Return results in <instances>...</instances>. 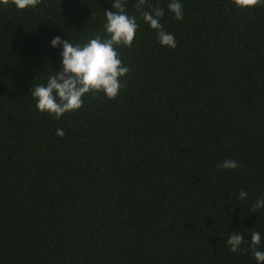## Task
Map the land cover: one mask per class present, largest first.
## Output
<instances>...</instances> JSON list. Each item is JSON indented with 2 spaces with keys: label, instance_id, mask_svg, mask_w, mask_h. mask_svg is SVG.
Wrapping results in <instances>:
<instances>
[{
  "label": "trees",
  "instance_id": "1",
  "mask_svg": "<svg viewBox=\"0 0 264 264\" xmlns=\"http://www.w3.org/2000/svg\"><path fill=\"white\" fill-rule=\"evenodd\" d=\"M130 15L137 0H122ZM167 0L159 44L138 19L114 99L86 94L60 119L30 90L61 68L59 35H100L112 0H0V264H256L264 208V0ZM103 35H107L103 33ZM62 128L64 136L56 135ZM235 159L236 169L218 165ZM248 193L244 200L239 192ZM245 243L231 252L227 236ZM264 264V262H261Z\"/></svg>",
  "mask_w": 264,
  "mask_h": 264
},
{
  "label": "clouds",
  "instance_id": "2",
  "mask_svg": "<svg viewBox=\"0 0 264 264\" xmlns=\"http://www.w3.org/2000/svg\"><path fill=\"white\" fill-rule=\"evenodd\" d=\"M258 0H234L236 7L249 9ZM38 0H14L17 9L24 10L35 7ZM146 0H137V13L130 15L125 10L122 0H112L115 11L105 10L103 32L88 39L87 42L73 43L69 39L54 36L49 44L52 48H61V68L51 72L42 83H35L30 90L35 100V106L41 113H47L60 119L66 112L76 111L83 105L86 94L102 93L109 99L116 98L122 88V79L129 72V67L122 62L117 47H131L139 29L138 19L156 32L158 42L163 47L175 48L177 41L174 35L161 24L164 9L158 5L146 10L143 5ZM167 9L175 20L182 21L184 9L181 0H167ZM106 33L107 35H103ZM62 128L56 129L57 136H64ZM239 166L235 159H225L218 167L236 169ZM248 193L239 192L238 198L244 200ZM254 208H264V197H258ZM262 235L253 231L247 241L252 249L256 264L264 262V250L257 248ZM244 235L233 232L227 236V245L231 252H238L245 243Z\"/></svg>",
  "mask_w": 264,
  "mask_h": 264
}]
</instances>
